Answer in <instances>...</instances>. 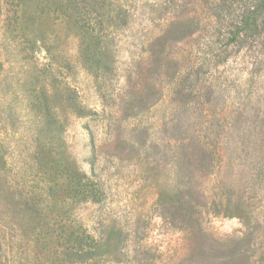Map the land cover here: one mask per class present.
Wrapping results in <instances>:
<instances>
[{
    "label": "rangeland",
    "instance_id": "obj_1",
    "mask_svg": "<svg viewBox=\"0 0 264 264\" xmlns=\"http://www.w3.org/2000/svg\"><path fill=\"white\" fill-rule=\"evenodd\" d=\"M165 1L0 0V264H264L262 0Z\"/></svg>",
    "mask_w": 264,
    "mask_h": 264
},
{
    "label": "trees",
    "instance_id": "obj_2",
    "mask_svg": "<svg viewBox=\"0 0 264 264\" xmlns=\"http://www.w3.org/2000/svg\"><path fill=\"white\" fill-rule=\"evenodd\" d=\"M194 3L197 4V6H202L200 9L206 12V18L208 20L214 22V25H216L214 27L220 26L226 30L225 34L228 35V41L233 39L238 41L240 39L239 35L235 34L234 30L232 29L235 26L234 12L238 9H244L248 11H250V9H256L255 6L248 4V0H241L240 2H237V0H196V2ZM179 4L180 1L178 0H166L160 8L164 10L171 9L172 13L177 14L179 11H182L180 10L181 5ZM259 8L264 9V0H262V5L260 4ZM254 10L252 14L255 13ZM196 11L197 10H195L194 12ZM253 21L256 27H258L255 17L253 18ZM200 23L201 20L198 17L187 15L186 18H181L179 16V18H177L172 24V27L168 32L169 36L175 35V33L178 31L184 36H190L196 32ZM194 220L195 222L197 221V219Z\"/></svg>",
    "mask_w": 264,
    "mask_h": 264
}]
</instances>
